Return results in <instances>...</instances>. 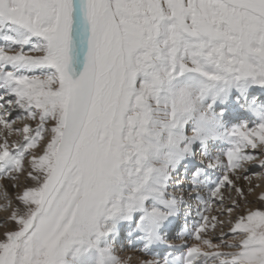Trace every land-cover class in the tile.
Segmentation results:
<instances>
[{
	"label": "snow or ice",
	"instance_id": "obj_1",
	"mask_svg": "<svg viewBox=\"0 0 264 264\" xmlns=\"http://www.w3.org/2000/svg\"><path fill=\"white\" fill-rule=\"evenodd\" d=\"M253 166L264 0H0V264H130L122 238L143 264H264ZM186 205L185 251L161 255Z\"/></svg>",
	"mask_w": 264,
	"mask_h": 264
},
{
	"label": "rangeland",
	"instance_id": "obj_2",
	"mask_svg": "<svg viewBox=\"0 0 264 264\" xmlns=\"http://www.w3.org/2000/svg\"><path fill=\"white\" fill-rule=\"evenodd\" d=\"M29 123H32V122H29ZM20 139H21V138H20L19 136L11 137V138H10V142H11V141H14V140H20ZM198 152H199V151H198ZM199 153H200V152H199ZM199 153H197V155H198ZM200 159H202V157H201ZM204 159L206 160V158H204ZM255 171H256V172H254V176L259 180V183H260L261 187L256 189V193H255L254 195H250V196L248 197V199H249L250 201H256L257 196L259 195V194H257V191H260V190H263V189H264V169H256ZM255 177H254V178H255ZM258 177H260V178H258ZM24 183H28V182L22 180V181H21V184H24ZM0 184H7V181H5V180H0ZM241 185L244 186L242 183H241ZM183 187H184V186H183ZM184 188L186 189V187H184ZM9 191L11 192L10 189H9ZM185 193H187V195H188V197H185V198H186L187 200H189V198H191V197L189 196V194H188L187 191H185ZM1 201H2V203H1ZM5 203H6V202H5L2 198H0V215H4L5 217H7V216H8V212L4 211V210H3V207H2ZM189 205H191V204H189ZM191 208H192V207H191ZM187 210H189V209H187ZM221 211H222V209H221ZM217 214H218V213L216 212L215 209L210 213V215H217ZM238 215H239V213L234 212V213H232L231 217H228V216H222L221 219L224 221L223 225H222V226H218L217 229H216V231H215L214 233H212V235H211L210 238H212V239L214 240V242H215V241L217 240V238H219V236L221 235V232H223V233H228V231H229V227H230V225L228 224V220L231 219V220L234 221ZM13 227H14V225H12V226L9 227L8 223L6 224V222H4V223H0V238L3 237V233H4L6 230H9V229H11V228H13ZM220 228H221V229H220ZM226 238H227V237H226ZM121 242H123V241H122V240L119 241V243H121ZM231 242L234 243V242H236V241H231ZM192 243H194V241H191V240H190L188 244H192ZM123 245L125 246V244H120V245L117 244L118 252H119V254H120L122 257L125 258L126 255H129V254L134 253V254H138V255L142 256L144 259H150V258H146V256H148L146 253H144V255H142L140 252H131L130 249H129V250H126V248H125V249H122L121 246L123 247ZM138 249H140V248H138ZM138 251H139V250H138ZM130 252H131V253H130ZM149 257H151V256H149Z\"/></svg>",
	"mask_w": 264,
	"mask_h": 264
},
{
	"label": "bare ground",
	"instance_id": "obj_3",
	"mask_svg": "<svg viewBox=\"0 0 264 264\" xmlns=\"http://www.w3.org/2000/svg\"><path fill=\"white\" fill-rule=\"evenodd\" d=\"M252 124H253V123H252ZM225 146H227V145H226V144H223V146H221V144H218V145L214 146V148H213V152H214L215 154L223 153V152H224L223 147H225ZM198 153H199V152H198ZM200 158H201V155H200V153H199V154L197 155V163L201 160ZM205 161H206V160H205ZM225 161H226V157H225ZM256 169H260V168H259V167H255V166H253V167L250 168V172L253 173V183H254V184L259 183V180L254 176V172H256V171H255ZM181 173H182V175H183V172H181ZM214 173H215V174L213 175V177H216L217 174L219 175L218 172H214ZM254 177H255V178H254ZM240 183H242V184L244 185V187H247V184H246L245 181L241 180ZM259 184H260V183H259ZM183 186L186 187V188L189 187L188 184H187V182H185V184H184ZM261 192H264V189H263V190H260V191H257V194H260ZM184 195H185V197H188L187 193H184ZM5 202H6V201H5ZM1 203H2V201H1ZM188 203L190 204L189 201H188ZM189 204H188V205H189ZM188 205L185 206V209H184V211L181 213V215H182V214L185 215V214H187L188 211H192V208H191V207H189V210L186 209V207H187ZM214 209H215V208H214ZM8 215H9V213H8ZM181 215H180V216H181ZM193 215H194V214L191 213L190 216L187 217V224L189 223L190 220H193ZM180 216L174 220V222L172 223V225L170 226V228H172L173 226L176 225V223L178 222ZM5 218H6V217H5L4 215H0V223H4V222H5ZM184 220H186V218H184L183 220H180V222H183ZM8 225H9V227L12 226V224H10V223H8ZM183 226H185V225H183ZM170 228H169V230H170ZM220 229H221V228H220ZM171 231H172V230H171ZM121 240L123 241V238H122ZM169 240H171V239H169ZM179 247H180V246H179ZM157 249H158V250H162V251H164L165 249H169V248H165V247H163V246H160V247H158ZM170 250H171V249H170ZM184 250H185V249H182V250H180V252L174 253L173 255H174V256H180V255H182V254L184 253V252H183ZM141 251H142V250H141ZM142 252H143V251H142ZM129 257L131 258V262H130V264H143V260H145L142 256H140V255H138V254H134V253L125 256V258H129Z\"/></svg>",
	"mask_w": 264,
	"mask_h": 264
}]
</instances>
